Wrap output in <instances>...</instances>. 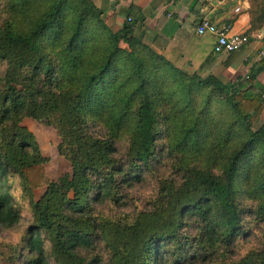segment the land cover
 <instances>
[{
	"label": "trees",
	"instance_id": "trees-1",
	"mask_svg": "<svg viewBox=\"0 0 264 264\" xmlns=\"http://www.w3.org/2000/svg\"><path fill=\"white\" fill-rule=\"evenodd\" d=\"M250 17L259 30L264 0H251ZM158 51L128 24L112 31L90 0H0V176L15 172L29 193L46 188L31 204L27 264H158L162 243L183 228L193 247L177 263L213 264L249 235L248 218L264 233V123L253 129L264 104L252 85L264 56L246 79L225 83L189 76ZM26 118L56 130L71 174L47 178ZM166 163L174 179L133 223L92 215ZM18 221L0 193V227ZM99 247L107 262L92 256ZM236 264H264V238Z\"/></svg>",
	"mask_w": 264,
	"mask_h": 264
},
{
	"label": "crops",
	"instance_id": "crops-1",
	"mask_svg": "<svg viewBox=\"0 0 264 264\" xmlns=\"http://www.w3.org/2000/svg\"><path fill=\"white\" fill-rule=\"evenodd\" d=\"M90 1L103 12L104 22L112 31L117 32L128 24L132 35L143 37L147 45L151 46L154 39L163 44V51L158 53L167 55V60L185 65L194 62L202 75L212 74L227 83L243 81L263 57L264 23L259 30L250 32L251 0L214 1L205 5L194 0ZM236 7L241 9L239 14L234 13ZM203 19L219 26L228 24L235 32L250 35L251 41L235 54L232 62L225 64L228 56L213 53L214 37L195 34L196 26ZM252 85L256 94H264V70L255 77ZM263 123L264 110L258 125Z\"/></svg>",
	"mask_w": 264,
	"mask_h": 264
},
{
	"label": "rangeland",
	"instance_id": "rangeland-1",
	"mask_svg": "<svg viewBox=\"0 0 264 264\" xmlns=\"http://www.w3.org/2000/svg\"><path fill=\"white\" fill-rule=\"evenodd\" d=\"M196 39L198 40L199 38ZM202 47L204 49V46ZM166 56L165 58H167ZM170 63L189 76L203 78L210 75H202L198 65L194 62H192V65H185V63L176 64L171 60ZM2 70H0V73ZM21 126L33 134L41 157L45 160L43 167L50 181H57L62 176L71 174L69 161L58 153L61 139L55 129L43 122L29 118L22 120ZM258 127L259 125L256 124L253 129ZM117 147L118 155L120 157L125 156L127 154L128 141L123 139L117 144ZM174 176L169 163L160 167L157 172H143L142 181L139 184L124 191L119 200H111L102 207H96L92 215L95 216L97 221H109L121 226L131 224L136 219L137 214L147 210L159 196L158 193L162 182L171 178L174 179ZM45 189L42 188L29 193L15 172L8 171L3 176H0V193L10 197L11 204L19 215L18 223L11 229L0 227V264H27L31 260L32 256L25 248L24 239L28 228L33 225L31 204L43 196ZM245 227L249 230V235L236 242L234 252L228 255L229 259L227 258L226 261H219L213 264H236L252 251L259 249L264 238L262 225L257 224L252 218H248L245 221ZM179 234L171 242L165 241L162 243L163 249L160 251V262L158 264H165L166 262H169V264H180L177 263L179 256H184L185 254L188 256L191 253L193 236H189L188 231L184 228L179 230ZM45 248L47 254H49L51 250L47 242L45 243ZM172 250L174 252H170ZM92 256H102V260L107 262L108 254L101 247L97 248L92 253ZM48 259L50 264H54L51 258Z\"/></svg>",
	"mask_w": 264,
	"mask_h": 264
},
{
	"label": "built area",
	"instance_id": "built-area-1",
	"mask_svg": "<svg viewBox=\"0 0 264 264\" xmlns=\"http://www.w3.org/2000/svg\"><path fill=\"white\" fill-rule=\"evenodd\" d=\"M195 2L205 5L212 4V2L217 1L219 3H224L227 0H194ZM241 9L236 7L234 9L235 14H239ZM195 34L197 36L211 35L214 37L213 53L217 56L237 53L245 48L251 41V36L245 33L235 32L232 26L216 25L209 19H203L196 26ZM264 56V53L261 54ZM260 97L264 103V94H260Z\"/></svg>",
	"mask_w": 264,
	"mask_h": 264
}]
</instances>
